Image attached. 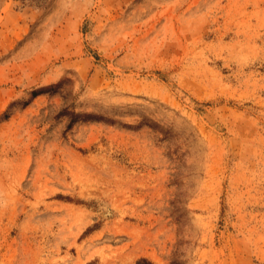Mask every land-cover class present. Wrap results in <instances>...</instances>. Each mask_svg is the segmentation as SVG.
Segmentation results:
<instances>
[{
	"label": "rangeland",
	"instance_id": "374dc122",
	"mask_svg": "<svg viewBox=\"0 0 264 264\" xmlns=\"http://www.w3.org/2000/svg\"><path fill=\"white\" fill-rule=\"evenodd\" d=\"M0 264H264V0H0Z\"/></svg>",
	"mask_w": 264,
	"mask_h": 264
}]
</instances>
